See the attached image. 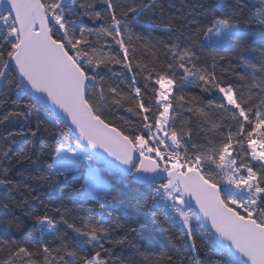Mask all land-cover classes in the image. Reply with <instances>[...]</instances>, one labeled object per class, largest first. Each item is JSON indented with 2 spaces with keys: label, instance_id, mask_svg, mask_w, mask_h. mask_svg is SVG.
I'll return each mask as SVG.
<instances>
[{
  "label": "snow or ice",
  "instance_id": "1",
  "mask_svg": "<svg viewBox=\"0 0 264 264\" xmlns=\"http://www.w3.org/2000/svg\"><path fill=\"white\" fill-rule=\"evenodd\" d=\"M101 3L98 9L95 0H0V109H4L0 126L7 131L9 124L23 120L26 123L20 125L21 132L8 131V136L23 134L27 123L35 116L36 130L28 129L35 138L43 113L55 135L52 145L41 146L46 163L40 178L51 181L63 177L66 186L72 185L73 202L83 205L94 200L100 205L102 217L101 221L90 219L78 226L66 218L64 205L55 207L53 211L59 219L47 212L35 219L40 235L49 240H61V247L32 250L26 246L27 238L23 242L6 240L3 245L8 246V255L0 264H26L24 258L27 264H35L33 257H42L44 264H66V258L76 264H112L113 253L99 242L111 239L113 244L124 243L136 229L122 224L121 218L108 210L116 191L108 179L109 173L119 174L121 183L131 178V183L136 185L132 195L140 207L148 206L145 194L150 195L153 217L162 211L170 222L181 225L182 234L189 238L203 231L215 254L210 264H264V78L259 81L256 78L257 73L264 77V0L255 3L216 0L212 12L197 13L192 6V11L183 18V27L189 33L185 42L164 45L173 58V63L168 64L173 75L157 73L155 77L152 92L158 115L152 107L146 106L142 90L134 86L135 77H132L134 98L130 99L136 104V115H142L145 123L143 132L131 135L104 118L109 106L108 96L111 95V103L116 105H120L116 97H123L116 87H105L103 73L107 69L116 75L109 67L113 64L122 65L129 72L133 70L129 60L131 28L119 17H126L128 13L140 17L163 12V5L160 0H149L118 12L121 6L114 0H101ZM249 8L254 10L245 17L244 10ZM73 15L102 23L98 30L81 26L71 19ZM108 20L111 23L104 26L103 22ZM244 22L255 27L244 31ZM165 30L173 31L171 23L165 25ZM94 32L98 38L111 37L122 56L101 54L87 38ZM203 41L222 44V49L216 51L237 55L245 51L259 53L257 63L248 62L251 84L247 96L237 94L233 85L219 82L214 72L197 66L200 56L196 49L203 51L206 46ZM136 67L143 70L140 64ZM177 69L182 70L186 83L202 82L197 86H202V91L209 94H214L215 90L218 95L214 94L215 98L209 99L207 104L235 122L229 126L220 147L212 149L211 154L196 151L190 155V149L197 147L189 143L192 129L178 131L169 123V109L177 99H169ZM151 72L149 70L146 81L153 80ZM148 87L146 83L145 89ZM13 95L15 99L10 98ZM21 96L27 97L22 110H7L9 104L19 108ZM184 98L183 95L178 97ZM149 114L153 116L151 122ZM232 127L238 128L237 137H243L236 140L237 145L242 147L247 141L251 159L259 162V174L251 164L237 165L231 151ZM73 139L75 146L71 143ZM13 152L11 146H0V159L7 160ZM15 157L18 162L31 159L22 150L16 152ZM206 165L210 170L205 169ZM211 165L215 168L211 169ZM242 168L246 174H241ZM72 181L80 187L76 188ZM10 185L13 181L8 178V169L0 166V187L11 190ZM107 218L115 221L113 227L104 226L102 221ZM206 223H210L211 229ZM61 224L94 247L98 246L108 258L102 257L101 251L84 254L82 248L73 246L60 231ZM115 228L124 231L119 239L110 237ZM154 243L149 238L148 244ZM192 247L196 248L195 240ZM159 256L166 254L161 250ZM167 262L171 264V256H167ZM191 264L200 262L193 257Z\"/></svg>",
  "mask_w": 264,
  "mask_h": 264
},
{
  "label": "trees",
  "instance_id": "2",
  "mask_svg": "<svg viewBox=\"0 0 264 264\" xmlns=\"http://www.w3.org/2000/svg\"><path fill=\"white\" fill-rule=\"evenodd\" d=\"M179 0H162V2L169 8L173 9L178 4ZM97 8L102 7L101 0H95ZM149 2V0H114L118 6V12L126 10L128 6L136 7L142 3ZM231 2V0H230ZM256 0H252L255 3ZM216 0H188L186 16L192 11V6H195L196 12L215 10ZM258 6V4H257ZM250 10L245 9L244 16L249 14ZM195 14V13H194ZM120 19L129 24L131 28L132 40L129 45V60L132 63L133 70L129 72L124 69L122 65H109L114 69L116 75H112L107 69L104 70L105 87H116L122 94V97H116L120 100V105L111 103V95L108 96L109 106L105 119L113 126H116L125 131L126 134H139L144 131L142 115H136V104L132 103L130 97L134 98L132 77H135L136 87L141 88V96L146 106H150L153 112L158 115L155 95L152 92L154 80L157 73L172 76V71L168 69V64L173 63L168 49L165 44L176 42H185L189 35L187 29L183 27V23H171L173 31L169 33L165 30V25L170 22L164 20V13L155 11L154 13H146L140 17H136L133 13H128L127 16H120ZM202 19V17H200ZM77 24L94 29H99L100 21L88 19V17H80L73 15L71 17ZM138 20V22H136ZM111 21L103 22L104 26L110 24ZM194 27V26H190ZM255 25H250L246 22L242 23V30L250 31ZM137 37H140L137 40ZM93 44L101 51V54H117L122 56V51L119 46L112 41L111 37L100 36L97 37L94 32L87 37ZM126 45L129 44L127 35L124 36ZM206 45L203 51L196 49L197 55L200 56L198 67L203 66L209 72H214L219 82L223 84H231L234 86L237 94L243 93L245 96L249 94V79L248 62L257 63L259 53L255 51H245L242 55L235 53H228L216 51L222 49L223 46L211 44L208 41H203ZM251 47V46H250ZM133 49L135 50L133 52ZM223 57V58H221ZM140 64L143 70L136 67ZM190 67V65H189ZM152 70L151 74L153 80L146 81L145 77ZM257 81L262 77V74L257 73ZM189 79H193L189 77ZM146 83L149 85L145 89ZM202 82L195 81L194 83H186L182 70L177 69L174 76V85L169 99H174L173 107L171 108V115L169 123L178 131H187L192 129V138L190 144H195V149H190L189 154L199 151L202 153L211 154V150L219 148L229 131V126L234 125L235 122L228 119L227 114L221 115L220 110L213 109L207 104L209 99H214L215 90L209 94L202 91ZM155 87H158L156 85ZM183 91H179V89ZM253 92H258L259 89H252ZM183 95V100L178 99ZM193 97L199 99L193 100ZM15 99V96H11ZM24 103H27V97L21 96L20 107L9 104L7 110H22ZM129 108L133 110L128 111ZM4 109H0L2 114ZM150 122L153 120L152 114H149ZM26 123L19 120L7 126V131L4 126H0V146H11L14 152L10 154L7 160L0 159V166L8 169V178L13 181L10 185L11 190L0 187V261L7 258L8 246L3 245V241L16 240L23 242L27 238V245L30 249H40L48 246L52 249L61 247V240L46 239L42 237L38 231L36 224V216L43 215L47 212L49 215L59 216L53 211L55 207L64 205L67 211L64 213L69 222L76 225H81L83 221L95 219L101 221V208L99 203L92 200V202H85L83 205H77L73 202L71 193L73 191L72 185L66 186L62 181L63 177L51 181L41 179L46 163V154L41 155V146L45 148L53 144V137L55 132L52 128L48 118L42 113L40 115V126L37 136L33 138L28 129L36 130L37 118L34 116L31 121L27 123V128L23 130V134L8 136V131L20 133V125ZM233 132V148L232 155L237 161V165L242 163L251 164L258 172V162L251 159V151L244 141L243 146L236 144L237 137L235 133L238 131L237 127L231 128ZM223 132V135L221 134ZM246 135V132H245ZM7 139H4V138ZM29 141H32L29 143ZM75 146V140L71 141ZM23 151L31 156V159L17 161L15 153ZM218 159V157H217ZM215 165H211L214 169ZM208 169L207 165L205 166ZM241 174H246L245 170L241 169ZM71 180V176H69ZM108 179L114 184L116 191L113 193L114 199L109 201L111 207L109 211L113 215L121 218V223L131 225L136 229L134 233H129L127 241L120 244H113L111 239L101 240L99 243L103 244L104 249H108L113 253L112 264H168L167 256L172 257L171 264H191V259L197 257L200 264H210L211 260L215 259V254L204 238V232L198 231L196 235L189 238L182 234L181 226L173 224L165 218L162 211H158L153 217L151 208L150 195L145 194V199L149 201L147 207H140L137 199L133 198L132 193L136 189V185L131 183V178L128 181L121 183L119 174L109 173ZM217 179L219 177L217 176ZM76 188L80 184L72 181ZM82 183V181H81ZM92 199V198H90ZM143 203V201H141ZM7 205V207H4ZM105 227H113L115 221L107 218L102 221ZM62 233H65L73 243L83 249L84 254H94L96 251H101L102 257L107 259V254L98 246L94 247L88 243L84 238L77 236L66 225H59ZM124 235L123 229L115 228L110 237L119 239ZM151 238L155 243L148 244ZM195 240L196 248L193 249L192 241ZM134 241V243H128ZM163 251L166 256L160 257V251ZM55 255V252L53 253ZM63 255V253H61ZM27 264V258H24ZM35 264H44L42 257L32 258ZM66 264H76L66 258Z\"/></svg>",
  "mask_w": 264,
  "mask_h": 264
},
{
  "label": "rangeland",
  "instance_id": "3",
  "mask_svg": "<svg viewBox=\"0 0 264 264\" xmlns=\"http://www.w3.org/2000/svg\"><path fill=\"white\" fill-rule=\"evenodd\" d=\"M163 5V13H164V20L170 23H183V18L185 17V10L187 8L188 0H179L177 6L174 9H169L163 2L160 0ZM211 44H216L223 46L222 44H217L214 41H208ZM170 97V96H169ZM171 115V108L169 109V116ZM162 134V133H161ZM257 139H261V137H257ZM247 142V141H246ZM248 145V144H247ZM250 149V148H249ZM251 151V149H250ZM257 162V161H256ZM259 163V162H258ZM181 226V225H180ZM197 261L199 259L195 257ZM200 262V261H199Z\"/></svg>",
  "mask_w": 264,
  "mask_h": 264
},
{
  "label": "water",
  "instance_id": "4",
  "mask_svg": "<svg viewBox=\"0 0 264 264\" xmlns=\"http://www.w3.org/2000/svg\"><path fill=\"white\" fill-rule=\"evenodd\" d=\"M99 151L103 152L102 149H100ZM105 155H106V154H105ZM110 159H111V158H110ZM117 163H118V162H117ZM192 203L194 204L195 201L193 200ZM206 227H207L208 229H211L210 223H206ZM212 231H214V230H212Z\"/></svg>",
  "mask_w": 264,
  "mask_h": 264
},
{
  "label": "bare ground",
  "instance_id": "5",
  "mask_svg": "<svg viewBox=\"0 0 264 264\" xmlns=\"http://www.w3.org/2000/svg\"><path fill=\"white\" fill-rule=\"evenodd\" d=\"M177 6V5H176ZM174 9V8H173ZM186 11H187V8H186V10H185V16H186Z\"/></svg>",
  "mask_w": 264,
  "mask_h": 264
}]
</instances>
